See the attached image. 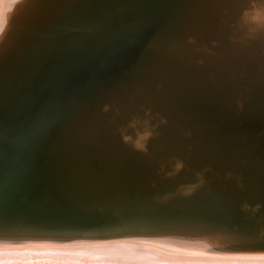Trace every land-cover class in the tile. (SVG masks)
<instances>
[{"label":"water","instance_id":"1","mask_svg":"<svg viewBox=\"0 0 264 264\" xmlns=\"http://www.w3.org/2000/svg\"><path fill=\"white\" fill-rule=\"evenodd\" d=\"M179 29L140 36L143 49L96 84L53 88L36 106L0 118V246L49 241L141 252L177 243L264 263L263 176L215 180L206 190L194 182L201 170L247 167L249 145L261 159L255 167L264 164V77L236 78L262 50L242 67L212 70L193 63L192 38ZM165 46L166 57L145 70L146 53ZM79 251L16 264H139Z\"/></svg>","mask_w":264,"mask_h":264},{"label":"bare ground","instance_id":"2","mask_svg":"<svg viewBox=\"0 0 264 264\" xmlns=\"http://www.w3.org/2000/svg\"><path fill=\"white\" fill-rule=\"evenodd\" d=\"M222 1L215 0L214 7L210 4L214 0L209 4V0H0V118L36 106L50 90H58L63 78H71V84H79L99 72L100 78L112 74L127 61H117V56L143 49L142 41H138L140 36L150 35L161 26L172 34L174 25L179 19L184 20L182 13L190 7L198 17L196 23L186 27L192 29L182 34L194 39L188 47L193 63H209L212 70H221L224 66L229 70L242 67L256 50L264 51V0ZM161 20L168 25H163ZM127 39H134L136 43L128 46L122 41ZM255 39L257 42L253 43ZM249 49L251 51L245 52ZM145 134H137L138 142ZM256 152L250 145L244 149L243 155L248 161L245 168L217 166L209 173L201 170L195 172L194 182L206 190L219 185L215 180L233 185L243 176L261 175L264 186V164L261 168L255 167L261 160ZM217 244L211 242V245ZM97 245L88 249L52 245L49 241L26 246L4 245L0 246V260L20 263L19 260L38 256L46 261L50 260L46 256L59 259L60 254L76 253L79 249V253L94 260L123 258L139 264H197V261H201L200 264H238L224 253L196 250L177 243L169 248L167 245L165 250L147 245L141 252L131 245ZM25 250L31 254H24Z\"/></svg>","mask_w":264,"mask_h":264},{"label":"rangeland","instance_id":"3","mask_svg":"<svg viewBox=\"0 0 264 264\" xmlns=\"http://www.w3.org/2000/svg\"><path fill=\"white\" fill-rule=\"evenodd\" d=\"M167 1L170 2V0H167ZM211 1L209 0V2L207 4H209ZM227 1L228 0H226V2ZM210 4L211 5L214 4V7H215V0H214V2H212ZM221 4H220V6H221ZM217 6H219V5H217ZM220 10H221L220 8L217 9L216 10V13L219 12ZM195 12L196 11H194V8L193 7L188 8L184 13H182L183 14V17H184V20L183 19L182 20L179 19L178 20L179 22L174 25V28L176 27V30H180L179 28L180 27H183L184 30H185V28L187 27L188 24H193L194 22H196V19H197L198 16L197 17L195 16V14H196ZM200 19H201V15H200V17H199L198 20H200ZM180 20H181V22H180ZM189 27H191V26H189ZM183 31H182V33H183ZM181 35H182L181 37H184L185 34H181ZM184 38H186V36ZM187 38H190V37H187ZM192 41H194V39H192ZM157 48L158 47H156V50H150V52L151 51L152 52H151V54H149L147 56L146 61L144 62V63H146L145 64L146 68H144V69L145 70L147 69V71L149 69H151L150 67L147 66V64L148 65L149 64L150 65L151 64L152 65L159 64L158 62H160V60H162L164 57H166V54L164 53L165 50L168 53L167 46H165L166 49L164 47H162V49L160 48L158 51H157ZM132 55H134V54H131V55L125 54L123 57L117 56V61H120L121 62V61H123L125 59L127 60L128 58L132 57ZM263 65H264V52L263 51H259V52L256 53V57H255V59H253V61L251 62V64H249L248 67L241 69L237 73L236 78H238L239 80H241L243 82L244 81H249V82L252 81L253 82L254 79L255 80L256 79H259V78L262 79L264 77ZM99 73H96V74H94V75H92V76H90V77H88L86 79H83L80 82L82 84H84V85H93V84H96L97 81L100 79ZM187 77H192V76L187 75ZM62 82L63 83L61 85V87H62L61 89H64V88L68 87L72 83V79L71 78H63L62 79ZM200 175L201 174L199 173L198 176H200ZM13 264H16V263H13ZM40 264H46V263H40Z\"/></svg>","mask_w":264,"mask_h":264}]
</instances>
